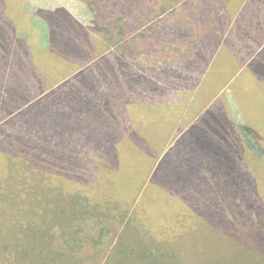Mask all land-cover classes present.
Wrapping results in <instances>:
<instances>
[{
    "label": "rangeland",
    "instance_id": "obj_1",
    "mask_svg": "<svg viewBox=\"0 0 264 264\" xmlns=\"http://www.w3.org/2000/svg\"><path fill=\"white\" fill-rule=\"evenodd\" d=\"M83 1L0 0V37L11 39L12 32L4 31L5 21L16 26L18 35L29 36L30 27L35 28L33 32L43 34L46 28L40 17H46L47 13L52 16L50 4L55 2L61 6L59 14L64 11L67 15L56 17L68 19L70 26L71 35L66 36L64 42L69 39L73 46L90 53L85 59L79 56L61 65L65 72L63 77L51 79L49 89L38 97L50 96L68 82L70 86L66 85L65 91L79 94L76 97L73 93V102L81 108V124L74 128L76 122L71 120L72 129H77L72 140L73 146L80 147L78 156H93L97 161L108 158L92 141L94 137L104 135L103 131L91 129L88 123L106 129L110 121L113 126L107 127H117L125 135L129 148L134 140L142 145L140 138L143 137L151 141L148 149L125 153V159L136 157L131 162L141 159L139 180L147 173L143 179L145 185L155 179L157 162L173 146L179 151L176 158L182 164L181 170L187 165L188 157L196 166L194 170L198 164L207 169L212 161L198 148L197 138L202 133L212 135L210 127L217 122L241 129V116L246 118L245 113L251 110L258 115L259 123L264 124V85L245 90V82H240L244 73L264 56V30L258 25V12L252 8L262 0H92L94 5L88 3L89 9L85 7L86 11L82 12ZM17 2L20 9L16 7ZM25 2L38 6V11L24 10ZM89 11H93L94 19ZM35 36H31L33 40L37 38ZM20 41H16L15 47L24 54L27 50L23 51L21 45H17ZM39 43L40 35L33 44ZM8 63L9 68L11 62ZM262 71L264 74V68ZM1 92L3 89L0 99L4 95ZM61 101L57 100L56 105ZM63 106L68 108L69 104ZM26 107L27 104L0 117V128L3 127L0 140L15 135L16 125H8V122ZM89 112L91 115L96 112L93 119ZM241 126L244 135L247 137L250 131L252 139L264 150L260 145L264 142V129L261 132L253 126ZM220 128L213 127V134H218ZM223 128L235 136L233 127ZM81 135L92 141L86 148L76 142ZM240 135L239 150L234 151L236 154L230 157L231 160L226 159V166L217 170L210 165L216 175L208 182L219 179L220 184H211L209 188L202 185L197 194L202 196V205L208 208L204 218L222 217L253 223L240 226L242 230L235 221L230 224L236 232L249 236L253 227L257 230V220L264 224V166L252 156L256 152L244 149L245 144L241 142L244 135L242 132ZM231 142L238 143L239 138H233ZM183 145L186 147L181 150ZM229 160L235 165L231 171H228L231 168ZM260 161L264 163V160ZM181 170L178 169V179L183 182L186 176ZM220 172L224 174L222 180L218 176ZM220 210L224 212L220 213ZM160 212L157 210L153 218H162ZM199 231V226L179 231L174 248L180 253L182 264H211L232 256L231 238L205 229L201 237ZM261 231L264 233V228ZM112 234L117 236L113 229ZM106 250L108 248L102 253ZM100 263L98 257L90 262Z\"/></svg>",
    "mask_w": 264,
    "mask_h": 264
},
{
    "label": "trees",
    "instance_id": "obj_2",
    "mask_svg": "<svg viewBox=\"0 0 264 264\" xmlns=\"http://www.w3.org/2000/svg\"><path fill=\"white\" fill-rule=\"evenodd\" d=\"M91 1L82 2V12L90 4L94 5ZM50 5L53 18L47 16L48 13L40 17L46 28L43 34L33 32L35 28L30 27L29 36L18 35L16 26L5 21L4 31L12 32L11 39L0 37V90L3 89L4 94L0 99V117L27 104L25 110L8 122V125H16L15 135L0 140V264H90L97 257L100 264H182L180 253L174 248L175 239L182 228L197 226L200 236L205 229L232 239V256L211 264H264L263 222L257 220V230L253 227L249 236L242 235L230 224L235 221L242 230L240 226L253 223L222 217L204 218L208 208L202 205V196L197 194L202 185L209 188L211 184H220L219 179L210 182L216 175L214 169L225 167L226 159L239 150L240 133L245 134L241 125L263 131L264 124L259 123L256 112L247 110L246 118L241 116V129L217 122L210 125L212 135L202 133L197 138L198 148L211 158L213 171L210 165L206 169L200 164L194 170L196 166L191 164V157L186 158L187 165L181 170L182 164L176 158L178 149L173 146L157 162L155 179L147 183L148 186L144 185L147 173L139 180L141 159L131 162L136 157L127 160L125 153L148 149L151 141L143 137L140 138L142 145L134 140L129 148L125 135L117 127H107L113 126L110 121L106 129L88 123L91 129L103 131L104 135L92 141L108 158L97 161L93 156H78L80 147L73 146L72 136L77 130L74 128L81 124V108L73 102L74 92L65 91L70 82L50 96L38 97L49 89L51 79L63 77L65 72L61 65L75 57L85 59L90 53L82 52L69 39L64 42L65 37L71 35L69 22L56 16L64 17L66 12L59 14L61 6L55 2ZM16 7L21 8L18 2ZM22 7L34 13L38 11V6L26 2ZM252 8L258 12V25L264 30V0ZM90 12L94 19L93 11ZM10 29L12 31H8ZM32 35L37 38L40 35L37 46L33 44L37 38L33 40ZM18 40L21 41L17 45L27 50L24 54L16 50ZM263 58L244 73L240 82H245V90L264 85ZM8 62H11L9 68ZM59 99L62 101L56 105ZM67 103L69 107L65 108L63 105ZM95 114L89 112L92 119ZM72 119L76 122L73 129ZM216 126L221 127L220 132L213 134ZM224 126L233 127L235 136L226 132ZM233 138H239V142L232 144ZM244 139H241L244 149L256 152L258 155L252 156L263 167L260 160H264V150L252 139L250 131ZM92 141L84 135L76 139L84 148ZM260 145L264 148V142ZM185 147L183 145L181 150ZM88 150L90 148L86 153ZM230 160L228 171L235 166ZM178 169L186 176L183 182L178 179ZM218 176L224 179L222 172ZM152 187L155 189H150ZM157 210L161 211L162 218H153ZM112 229L117 236L112 234ZM104 248L108 250L102 253Z\"/></svg>",
    "mask_w": 264,
    "mask_h": 264
}]
</instances>
